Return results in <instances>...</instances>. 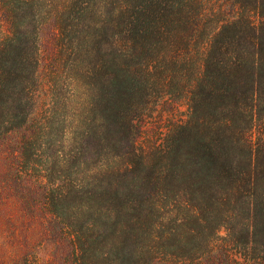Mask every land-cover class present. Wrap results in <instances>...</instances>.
I'll return each mask as SVG.
<instances>
[{
	"label": "rangeland",
	"instance_id": "1",
	"mask_svg": "<svg viewBox=\"0 0 264 264\" xmlns=\"http://www.w3.org/2000/svg\"><path fill=\"white\" fill-rule=\"evenodd\" d=\"M160 1L173 8L175 23L169 25L170 32L145 49L127 53H121L123 40L117 36L116 17L111 20L108 14L119 1L35 0L33 7L20 9L26 15L18 20L25 25L21 30L36 47L38 74L32 87L34 103L22 107L32 113L27 122L16 118L19 111L12 107L0 108V184L8 172L18 171L23 179L18 187L13 181H7L12 188L0 186L4 198L0 255L14 257L39 245L40 263L71 264L68 243H52L53 237L45 235L40 209L29 214L22 208L24 198L43 202L45 188L59 186L55 196L61 193V203L70 206L77 219L70 231L83 230L87 236L89 263L105 264L101 253L114 258L120 252V233L128 230L135 216V190L152 171L163 174L161 191L157 195L151 187L145 188L139 198L144 200L148 243L151 236L170 232L167 250L175 255L182 251L205 255L211 241L214 257L228 259L229 264H255L254 258L261 255L259 245L246 247L244 243L248 227L254 232L248 204L260 208L263 195V55L260 70L243 75L244 90L248 79L256 81L254 98L243 97L238 108H232L234 112L222 115L230 116L221 128L233 138L239 168L251 170L250 180L245 176L238 192L222 196L217 207L195 192L194 186L170 183L166 176L178 169L170 157L188 150L185 138L212 137L216 131L218 117L210 97L215 86L206 61L215 56L213 43L222 39L217 34L230 26L243 30L251 19L260 26V35L264 34V0ZM109 21L113 25L106 32ZM18 31L13 30V40L22 36ZM235 57L241 64L251 63L241 52ZM109 59L116 65H128L124 78L130 80L131 91L120 109L133 143L127 146L124 140L118 148L108 146L97 157L85 140L89 127L103 125L107 103L103 61ZM156 200L162 209L153 207ZM167 259L174 261L175 257Z\"/></svg>",
	"mask_w": 264,
	"mask_h": 264
},
{
	"label": "trees",
	"instance_id": "2",
	"mask_svg": "<svg viewBox=\"0 0 264 264\" xmlns=\"http://www.w3.org/2000/svg\"><path fill=\"white\" fill-rule=\"evenodd\" d=\"M116 1L119 2L116 6H111L108 14L111 15V20L113 16L116 17V21L115 19L114 21L116 22L115 27L118 29L117 36L123 40L121 53L136 51L138 48L145 49L147 45L152 44V40L167 35V32H170L169 25L175 23L172 17L173 8L168 4L163 6L160 0H156L157 2L139 0L137 2L140 3L134 5L133 2L136 0ZM34 3L35 0H0V108L10 106L19 111L15 117L20 118L21 122H27L32 115L22 107L24 103L25 107L29 103H34L32 87L38 74V55L34 43L27 37V32L21 30L25 25L18 20L26 18L20 9L25 6L33 7ZM111 24L112 21L105 24L106 32L110 30V26L113 25ZM17 28L22 36L13 40V30H17ZM218 35L222 39L213 43L215 56L206 61V69L212 75L215 86L210 97L214 113L218 117L215 121L216 131L212 137L200 135L193 141L185 138L183 144L188 145V150L178 152L170 157L178 169H172L168 171V175L166 174L170 183L179 181L188 185L189 188L194 186L195 192H199L212 206L216 205L217 207L222 196L238 192L236 190L241 187V182L245 181V176L248 175L250 180L252 175L250 169L244 172L236 163L232 150L234 149L233 138L221 128L222 124H227L231 119L229 115L226 117L222 115L225 112H234L243 97L247 100L254 98L257 91L256 81L248 79L249 84L247 87L245 84L244 90L243 75L246 72L253 74L254 71L260 70V55L264 56V34L262 31L260 35V26H257L252 19L243 30H239L236 26H230L224 28ZM240 52L241 55L251 60V63L245 61L241 64L239 57H235ZM126 66L116 65L115 61L110 59L103 61L105 76L103 87L106 89V93L114 94L106 96L105 93L107 103L103 110V125L100 128L89 127L85 140L87 147L96 151L97 157H100L101 152L108 146L118 148L119 142L124 140L127 142V146L133 143L126 124V130L124 128L122 110L120 109L124 102L123 99L126 97L125 94L131 91L130 80L124 78L128 71ZM262 68H264V64ZM109 75L112 76L109 77ZM233 107L235 110H232ZM120 135H122L121 140H119L120 137L118 138ZM9 173L5 175V180L0 184L5 187L1 188H12L7 181H13L15 187H18V181L23 180L19 177L18 171ZM162 175V172L152 171L148 176L142 178L143 185L138 186L135 190L137 197L133 207L134 219L130 222L128 230H123L120 233L122 248L114 258L107 257V253H101L104 263L229 264L228 259L220 260L217 256L214 257L212 249L215 246L212 241L209 242L211 246L205 255L201 253L194 255L186 251H182L178 255L170 253L167 250L170 246L169 243L167 244L171 238L170 232L165 235H153L148 243L142 215L144 200H139V198L142 196V191L150 187L153 192L159 195L162 188L160 186ZM258 176L259 173L256 174V177ZM40 184L42 186V182ZM260 184H262L260 193L263 194L260 197V208L257 204L253 205L252 203L251 206L248 204L252 214L250 219L254 220V232L251 233L250 227H248L244 243L246 247L251 243L260 246L261 255L254 258L255 264H259V262L264 264V165L260 168ZM56 187L59 186L45 188L43 202L39 203L33 199L25 200L24 198L22 208L29 214L35 213L37 208L40 209V224L45 235L48 233L53 237L52 243L58 241L68 243L67 255L72 259L71 264H91L89 263V245H87L89 240L83 234V230L70 231L77 219L72 213L71 207L61 203V193L55 196L56 191H60ZM64 198L68 199L67 195ZM3 201L4 198L0 196V206L4 204ZM152 204L156 209H162L159 201L156 200ZM259 217L260 222L257 221ZM154 239L156 240L154 241ZM38 246L9 258L1 253L0 264H50V262H39L36 256ZM168 257H175V260L170 261L167 259Z\"/></svg>",
	"mask_w": 264,
	"mask_h": 264
}]
</instances>
